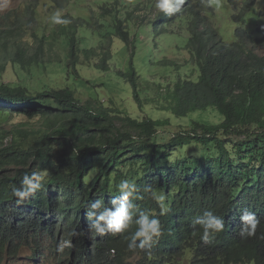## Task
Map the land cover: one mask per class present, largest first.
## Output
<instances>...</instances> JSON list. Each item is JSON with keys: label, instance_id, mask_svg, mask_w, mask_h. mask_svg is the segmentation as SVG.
I'll list each match as a JSON object with an SVG mask.
<instances>
[{"label": "trees", "instance_id": "trees-1", "mask_svg": "<svg viewBox=\"0 0 264 264\" xmlns=\"http://www.w3.org/2000/svg\"><path fill=\"white\" fill-rule=\"evenodd\" d=\"M109 1L115 3L101 6L103 12L98 19L76 4L78 14L62 16L69 23L57 27L50 18L47 21V16L35 15L37 6L31 4L28 9L36 30L32 23L34 31L19 27L18 23L0 33V49H4L0 56L13 58L10 62L0 59V170L13 167L16 172L11 178L1 175L0 199L10 196V185L40 168L47 170L42 186L58 182L71 196L88 195L85 179L89 173H97L90 184L103 178L105 184L124 179L139 182V195L161 212L151 193L144 192L146 185H152L157 195L164 196L163 203L177 197L188 201L187 190L206 183L199 179L203 172L201 161L233 150L249 161L246 171L215 174L217 184L242 193L238 188L247 181L254 186L251 199L259 201L264 192V60L241 62L235 60L237 55L226 58L222 51L214 52L209 46L200 50L193 44L194 36L187 44L169 43L171 38L184 39L169 32L172 23L183 17L161 13L143 18L142 5ZM68 5L69 2L64 7ZM251 15L261 18L257 12ZM187 28L192 30L191 25ZM177 29L183 27L179 25ZM9 37L18 41L9 42ZM161 43L183 53L188 45L185 59L191 58V62L171 61L170 52L162 53ZM10 48L17 51H8ZM171 63L176 67L184 65L188 71L178 72L177 78L172 79L176 74L170 70ZM49 66L63 71L62 83L54 76L44 80L40 71ZM143 66L147 70L140 71ZM9 67L11 72L7 73ZM233 67L244 71L231 72ZM87 68L95 69L101 79L102 74L106 76L101 82L104 96L127 85L131 91L124 93L131 92L142 109L143 104L150 102L158 108L143 110L145 116L135 117L106 105L100 99L95 77L85 80L80 74ZM197 74L198 80H191ZM6 75L11 77L9 82L3 79ZM152 76L167 81L153 80ZM79 86L90 92L85 101L80 97ZM14 112L30 123H6L13 120ZM156 113L162 116L155 119ZM169 125H180L182 131L168 136ZM189 150L198 153H187ZM160 161L172 169L174 178L186 173L187 181L165 179L149 184L142 179L147 168ZM183 167L185 171L178 172ZM259 220L256 231L264 232ZM216 259L210 264H264V233L240 237L234 249L218 254Z\"/></svg>", "mask_w": 264, "mask_h": 264}, {"label": "clouds", "instance_id": "clouds-1", "mask_svg": "<svg viewBox=\"0 0 264 264\" xmlns=\"http://www.w3.org/2000/svg\"><path fill=\"white\" fill-rule=\"evenodd\" d=\"M108 1L101 4L99 0H31L26 6L28 13L20 17L19 24L36 30L28 9L31 4L37 6L35 15L47 16L51 12V23L57 27L69 23L62 16L78 14L76 4L84 7L88 13L89 6L94 7L93 14L98 19L103 12L101 6L115 3ZM122 1L135 6L142 5L140 16L143 14V18L161 13L183 17L175 22L176 26L172 23L169 32L184 39L178 41L171 38L169 43L175 41L187 44L189 38L194 36L193 44L200 50L203 46H209L214 52L222 51L226 58L235 54V60L241 62L264 60V51L257 50L258 46L264 47V12L258 8L264 6V0ZM68 2L69 5L64 7ZM97 9L99 12L96 14ZM253 12L261 14V18L253 17ZM4 20L8 19H0V33L15 26L3 23ZM179 25L183 27L182 30L177 29ZM188 25L192 26V30L187 28ZM222 28L225 29L221 31ZM179 32L187 33L189 38ZM235 35L239 38L234 39ZM227 42L232 43V46L229 47ZM241 44L245 47H239ZM187 47L184 49L187 50ZM9 58L2 54L0 56L7 62L13 60ZM230 71L243 72L244 69L233 67ZM17 116L16 120L26 118ZM239 155L227 150L223 156L202 160L200 164L203 172L199 179L206 183L187 190L188 201H181L177 197L163 203L164 196L157 195L152 185H146L144 192L151 193L152 198L159 203L161 212H156L139 195V182L124 179L120 183L109 180L105 184L106 178H103L97 184H90L97 173H89L85 179L88 195L71 196L63 185H57L58 182L51 183L49 187L42 186L47 170L34 168L19 183L8 187L12 191L10 196L0 199V264L17 260L30 264L215 262L218 254L234 249L240 237L264 233L256 231L259 219L264 225V192L259 201H253L251 196L254 186H249L247 181L238 188L242 193L232 192L217 184V178L213 176L225 170L246 171L249 161ZM161 164L167 163H153L142 179L147 182L165 179L187 181L186 173L174 178V173L170 172L172 169ZM182 171H185L184 167L178 169V172ZM10 172L14 173L13 177L16 175L15 169L11 167L0 170V177L4 174L3 178H11ZM165 174L168 175L164 177ZM47 252L56 255L57 260L48 259Z\"/></svg>", "mask_w": 264, "mask_h": 264}, {"label": "rangeland", "instance_id": "rangeland-1", "mask_svg": "<svg viewBox=\"0 0 264 264\" xmlns=\"http://www.w3.org/2000/svg\"><path fill=\"white\" fill-rule=\"evenodd\" d=\"M101 4L105 3L106 1L108 0H99ZM31 3V0H0V19H2L3 17H5L6 19L8 20H4L3 23H7V24H10V25H17L20 21V17L21 16H24L26 15L28 12L26 10V6L29 5ZM262 12H264V6L263 5H260L258 7ZM94 11V7L92 6H89V13H93ZM99 12V9H97L96 11V14ZM239 11H237L238 13ZM66 12H63V14H65ZM50 15H52L51 12L47 13V21L48 19L50 18ZM101 23V22H100ZM3 25V24H2ZM22 26H25V24H21L19 27H22ZM222 25H220L221 27ZM3 27V26H2ZM231 26H229L230 28ZM95 29H96V26H95ZM225 28H222L221 31H223ZM234 29V27L232 28ZM34 31V29H32ZM179 34L187 37V39L189 38V35L187 33H181L179 32ZM186 39V40H187ZM13 41H18V38H9V42H13ZM230 41V40H229ZM170 42V41H168ZM184 42V41H183ZM32 43V42H30ZM175 43V41H174ZM162 47H161V50H162V53L164 51L166 52H170V54L168 55L169 56V59L171 61H175V62H184L185 61L188 63V62H191V58L186 60L185 58H187V54L185 53H189V49L187 47V50L184 49V53L181 52V50L179 48H176L175 50H173L172 48H167L166 45H164L163 43L160 44ZM227 45L229 47L232 46V43L230 42H227ZM257 50L258 51H264V47L262 46H258L257 47ZM4 51V50H2ZM7 51V50H5ZM8 51H12V52H16L17 49L16 48H10ZM115 51H119V48H116ZM172 51V52H171ZM175 51V52H174ZM178 53L179 57L177 56H174V54ZM183 54V56H182ZM157 55H158V52H157ZM155 58V57H153ZM160 58H163V55H160ZM12 57H10L8 60H11ZM84 59V58H83ZM169 66H172L173 68L170 69L172 71V73H175L176 75H173L172 79H176L177 78V73L178 72H184L186 73L188 71V69L184 68L183 69V66L181 67H178L180 65H178L177 67L174 65V63H171ZM9 70H11V67L8 68V71L7 73H9ZM147 70V68L145 66H143L140 71H145ZM194 69H191L190 71H193ZM199 71V70H197ZM11 72V71H10ZM40 74L41 76L44 78L45 81H49L51 77H58V82L59 83H62L63 80H62V74H63V71L56 67V66H49L48 68L46 69H43L40 71ZM80 74L84 77L85 80H88V79H93V77H95L94 79L97 80V83L99 85V89L101 91V95H100V99H102V101L106 102V105L108 106H112L114 109L115 108H118L120 110H123V111H127L129 112L131 115L135 116V117H140V116H145L146 113L143 112V110H147V111H150L152 109H154L155 107L158 108L157 105H155L154 103L150 102L149 104H143V108H141V105L138 104L136 102V99L135 97L132 95L131 92H129L128 94H125L124 92L126 90H129L131 91L130 89V86H127L126 87L124 85H120L118 89V91L116 92H112L110 93L108 96H104L106 94V91L104 90V88H102V81H104L106 76L104 74H102V79H101V76L97 75L96 74V71L95 69H82L80 70ZM9 75V74H8ZM6 75L3 79L5 82H9L10 81V76ZM182 76H186L185 74H183ZM198 74L197 76H194L193 81H196L198 80ZM184 78V77H183ZM64 79V77H63ZM151 79L153 80H159V81H167V79L165 78H161L159 76H152ZM190 79V77H189ZM34 88L38 87V86H33ZM79 89V92H80V97L85 101L89 98V91L86 90L85 88L79 86L78 87ZM15 117L13 118L12 121H7L6 123H8L9 125H14V123H19V122H27L28 120H25L23 117H20L22 120H16L18 118V114L17 112H14L13 114ZM153 115V114H152ZM160 114L156 113L155 114V119H158L160 118ZM213 117H216V115L212 114ZM38 124H36L37 128H39L41 126L40 122L37 121ZM29 125V124H28ZM180 125H177V126H171L169 125L168 126V129L170 130L168 132V136L170 135H175L177 132H180L182 131L181 128L179 127ZM7 141H11V139L9 138ZM187 153H198V150H189ZM14 173L13 172H10L9 173V176L13 177ZM47 258L52 260V261H56L57 260V256L54 255V254H51L50 252H47ZM3 264H30V262H27V261H20V260H17V261H10V262H7V263H3Z\"/></svg>", "mask_w": 264, "mask_h": 264}]
</instances>
